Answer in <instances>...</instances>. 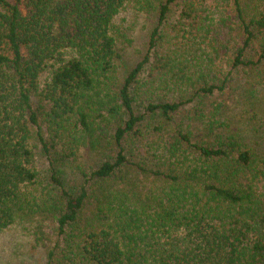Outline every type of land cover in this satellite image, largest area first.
<instances>
[{
  "label": "trees",
  "instance_id": "16d2710c",
  "mask_svg": "<svg viewBox=\"0 0 264 264\" xmlns=\"http://www.w3.org/2000/svg\"><path fill=\"white\" fill-rule=\"evenodd\" d=\"M28 224L45 264H264V0H0V231Z\"/></svg>",
  "mask_w": 264,
  "mask_h": 264
},
{
  "label": "rangeland",
  "instance_id": "374dc122",
  "mask_svg": "<svg viewBox=\"0 0 264 264\" xmlns=\"http://www.w3.org/2000/svg\"><path fill=\"white\" fill-rule=\"evenodd\" d=\"M122 17L125 20L123 22L124 24H132L129 36H132L133 42L129 46L126 58H129L130 61H135L139 56V50L143 48L145 37L144 27L148 22L145 20V15L133 16V14H125ZM234 77L236 81L232 89L222 97L228 98L230 101L235 100V95L240 90L239 86H245L255 78V75L246 77L240 71H237ZM100 152H91L84 148L80 152V158L75 161L80 166L79 168L96 166L95 163L104 160L107 154V152L104 154ZM36 164L39 170L43 172L48 171L49 162L42 155H38ZM56 164L57 173L63 179L67 188L70 191H74L76 186L81 182V178L78 175L79 168L71 165V161L69 160H58ZM43 224L45 226V232L51 235L53 220L47 219L43 221ZM27 227V229H23L20 226H15L0 231V264H45L46 247L36 243L35 235L32 232V224H28ZM53 240L52 238L50 244L53 243Z\"/></svg>",
  "mask_w": 264,
  "mask_h": 264
}]
</instances>
